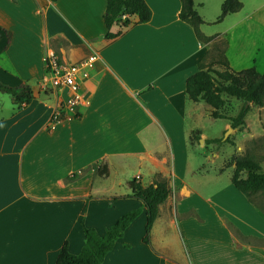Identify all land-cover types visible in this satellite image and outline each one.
<instances>
[{
    "label": "crops",
    "instance_id": "crops-1",
    "mask_svg": "<svg viewBox=\"0 0 264 264\" xmlns=\"http://www.w3.org/2000/svg\"><path fill=\"white\" fill-rule=\"evenodd\" d=\"M221 1L192 0L199 30L223 41L230 69L257 70L264 64V0H239L238 10L215 21ZM144 2L147 20L130 17L105 38L104 0H0V83L31 93L17 104L0 91V264H53L63 241L69 252L79 250L81 221L101 234L132 208L139 212L102 264H264V213L241 192L236 210L223 207L230 238L220 253L208 255L206 241L182 235L187 225L178 217L212 210L217 194L211 180L219 172L205 144L188 138L194 129L210 138L202 129L209 108L184 92L211 41L200 42L178 17L179 0ZM49 52L65 63L95 58L79 80L86 101L77 116L47 128L61 95L38 85ZM155 174L169 192L143 242L144 208L129 182L137 175L144 186Z\"/></svg>",
    "mask_w": 264,
    "mask_h": 264
},
{
    "label": "trees",
    "instance_id": "trees-1",
    "mask_svg": "<svg viewBox=\"0 0 264 264\" xmlns=\"http://www.w3.org/2000/svg\"><path fill=\"white\" fill-rule=\"evenodd\" d=\"M240 6L239 0H222L215 21L220 20L226 13L238 10ZM149 15L150 11L144 0H104L102 13L106 27L104 37L111 38L118 35L120 29L128 24L130 17L142 22L147 20ZM178 17L190 25L200 42L211 41L210 49L197 61L196 69L184 79L186 98L192 101L201 100L209 108L211 117L225 119L231 128H239L243 125L244 115L250 105L264 106V69L261 72L253 66L240 70L230 69L223 53V41L214 40V35H205L199 30L198 25L202 19L194 10L192 0H179ZM215 64L220 68H213ZM0 91L10 94L17 104L26 102L31 96L29 88L25 85L11 87L0 83ZM227 96L241 100L234 115H227L221 110L224 98ZM188 138L198 139V130H191ZM224 140L228 141L229 138L225 137ZM220 141L219 137L204 139L205 144ZM231 159L232 186L248 200L253 193L264 195V170L261 169L258 160L248 153L233 154ZM76 175L77 172H72L66 176V180ZM129 187L131 195L138 198L144 208V234L141 240L146 242L158 204L169 192L167 181L165 177L155 174L152 183L142 186L132 178ZM138 212L139 208H132L119 215L101 234L94 228L85 226L81 221L83 243L79 250L76 253L69 252L66 242L63 241L56 252L53 264H102L104 255L111 249L115 239L122 235L124 228Z\"/></svg>",
    "mask_w": 264,
    "mask_h": 264
},
{
    "label": "rangeland",
    "instance_id": "rangeland-1",
    "mask_svg": "<svg viewBox=\"0 0 264 264\" xmlns=\"http://www.w3.org/2000/svg\"><path fill=\"white\" fill-rule=\"evenodd\" d=\"M213 68H220V66L215 64ZM263 69L264 64L258 66L257 71L261 72ZM240 103V99L227 96L224 98L221 110L227 115H234ZM243 119V125L239 128L229 126L230 129L226 133V128L221 129L225 119L209 117L202 120V129L210 138L219 137L221 141L205 144V138L200 135L198 139L192 138L190 140L205 144L206 150L204 152L211 159L212 168L219 172L211 180L213 190H216L217 194L213 199L212 210L203 212L204 214L200 215L189 212L185 217H178V220L183 219V222L187 225L185 227L187 228L186 231L181 230L182 235H185L187 240L207 242L204 245L205 247L202 248L204 252L205 249L208 251L212 249V252L207 253L208 255L214 254L215 249H218L220 253L222 240L230 238L221 226V218L224 214L223 207L236 210L240 206V198L236 195L240 193L230 182V173L233 167L231 156L233 154L248 153L258 160L261 169L264 170V106L250 105ZM225 137H228L229 140L225 141ZM207 162L209 161L207 160ZM249 200L261 208L264 213V195L253 193Z\"/></svg>",
    "mask_w": 264,
    "mask_h": 264
},
{
    "label": "built area",
    "instance_id": "built-area-1",
    "mask_svg": "<svg viewBox=\"0 0 264 264\" xmlns=\"http://www.w3.org/2000/svg\"><path fill=\"white\" fill-rule=\"evenodd\" d=\"M94 58L95 55L91 54L77 62L65 63L52 52L44 55L43 73L38 85L41 89L61 93L48 115L47 128L63 117L77 116L76 108L86 101L80 91L79 80L87 75ZM137 178L135 175L134 179Z\"/></svg>",
    "mask_w": 264,
    "mask_h": 264
},
{
    "label": "water",
    "instance_id": "water-1",
    "mask_svg": "<svg viewBox=\"0 0 264 264\" xmlns=\"http://www.w3.org/2000/svg\"><path fill=\"white\" fill-rule=\"evenodd\" d=\"M229 129H230V127H227V128H226V133H227V131H228Z\"/></svg>",
    "mask_w": 264,
    "mask_h": 264
}]
</instances>
